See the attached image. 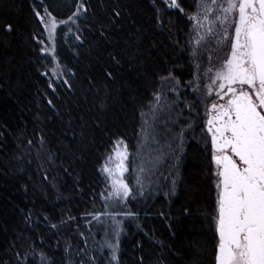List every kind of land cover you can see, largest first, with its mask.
<instances>
[{
	"label": "trees",
	"instance_id": "1",
	"mask_svg": "<svg viewBox=\"0 0 264 264\" xmlns=\"http://www.w3.org/2000/svg\"><path fill=\"white\" fill-rule=\"evenodd\" d=\"M179 2L183 13L157 0L160 26L153 0H89L78 21L80 39L57 36L62 79L55 80L40 51L43 28L33 10L48 8L57 22L67 21L77 0H0V258L11 260L18 248L35 243L54 264H81V256L89 264H214L217 190L205 125L215 94L208 97L203 75L199 90L185 87L195 84L194 61L182 49L196 4ZM116 7L121 16L101 37L99 26ZM5 22L13 26L10 33ZM209 48L212 66L224 55L215 41L202 48L201 73L210 66ZM168 70L180 81L171 91L159 80ZM157 91L164 92L169 126L183 129V144L179 160H169L141 191L137 134L141 112ZM117 138L136 162L125 174L134 192L113 204L101 195L100 168ZM179 145L177 138L173 147ZM69 216L75 219L61 223ZM105 241L116 246L115 260L111 248L101 247Z\"/></svg>",
	"mask_w": 264,
	"mask_h": 264
},
{
	"label": "snow or ice",
	"instance_id": "2",
	"mask_svg": "<svg viewBox=\"0 0 264 264\" xmlns=\"http://www.w3.org/2000/svg\"><path fill=\"white\" fill-rule=\"evenodd\" d=\"M156 2L153 0V7L162 26L161 9L156 8ZM159 2L184 12L179 0ZM194 3L196 12L188 17L193 27L189 31L188 46L182 51L189 52L195 68V84L189 81L185 87L199 90L203 75L208 81L204 85L208 97L215 93L210 106L206 107L205 125L211 136V163L215 167L213 176L217 190L216 214L213 217L217 238L214 264H264V0H194ZM88 10L89 0H77V10L68 19L75 23L73 18L86 17ZM33 11L40 23L45 24L49 38L53 39L58 27L57 18L48 8L44 9V16L36 9ZM120 16L118 7L110 12L108 24L99 26L101 37L106 38V32ZM12 30V24L5 22L4 31L10 33ZM212 41L224 55L218 65L212 66L213 50L209 48L210 66L201 73L197 58L201 49ZM112 60L120 63L116 56H112ZM106 76L111 78V71L106 70ZM159 80L161 88L169 91L180 84L172 70H168L167 75H159ZM163 97L164 92H155L147 111L141 112L135 169L136 184L141 191L145 180L151 181L157 172L162 174L169 160L180 158L178 151L182 149L183 129L174 132L169 126L170 110L166 111L161 103ZM177 138L180 145L174 148ZM28 143L31 146L34 142L29 140ZM39 143L43 148V136ZM128 148L124 138L113 140L100 168L110 189L107 196L101 193L106 202L114 198L113 204L118 203L134 192L125 176L130 171V163L136 162L131 160ZM47 158L53 160L54 154L48 152ZM174 166L169 165L170 168ZM172 187L174 193L175 181ZM125 215L131 213L126 212ZM73 219L69 216L61 223H69ZM51 228L57 229L58 225L51 224ZM104 246L112 249V259L115 260L116 246L108 241L101 245ZM67 251H71L70 246ZM80 251L86 253V249ZM0 264H54V261L48 257L42 244L33 243L28 248H18L11 260L0 258ZM81 264L89 262L81 256Z\"/></svg>",
	"mask_w": 264,
	"mask_h": 264
},
{
	"label": "rangeland",
	"instance_id": "3",
	"mask_svg": "<svg viewBox=\"0 0 264 264\" xmlns=\"http://www.w3.org/2000/svg\"><path fill=\"white\" fill-rule=\"evenodd\" d=\"M44 15H45L44 13H41V16H44ZM82 16L83 15H81L79 17H74L73 19L76 21L75 23H73L71 20H67L63 24L57 22L58 27H57V30L54 34L53 39L49 38V34L45 28V24L40 23L42 28H43V35L41 37V40L39 41L40 51H41V54L43 55V57L45 58V60L47 61V67H48V71H49L50 76L52 78H54L55 80L62 79L60 76L61 75V67L59 66L58 57L56 55V52H57L56 49L58 46V43L56 42L57 36L60 33H64L67 38L74 40L78 36V33H77L78 32V21L80 18H82ZM45 19H47V17H45ZM53 69H55V71H53ZM213 94H215V93L213 92ZM210 104L211 103H209L208 106H210ZM102 176H103L105 184H106V196H107V192L110 189H108V187H107L108 182L106 181L105 176L103 174H102ZM113 199L114 198H110L108 201L113 202ZM124 200L125 199H121L118 202V204L123 203Z\"/></svg>",
	"mask_w": 264,
	"mask_h": 264
},
{
	"label": "flooded vegetation",
	"instance_id": "4",
	"mask_svg": "<svg viewBox=\"0 0 264 264\" xmlns=\"http://www.w3.org/2000/svg\"><path fill=\"white\" fill-rule=\"evenodd\" d=\"M210 135V134H209ZM210 139H211V136H210Z\"/></svg>",
	"mask_w": 264,
	"mask_h": 264
}]
</instances>
